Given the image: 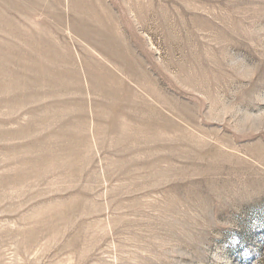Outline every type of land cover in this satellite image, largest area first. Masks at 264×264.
Listing matches in <instances>:
<instances>
[{
  "label": "rangeland",
  "instance_id": "obj_1",
  "mask_svg": "<svg viewBox=\"0 0 264 264\" xmlns=\"http://www.w3.org/2000/svg\"><path fill=\"white\" fill-rule=\"evenodd\" d=\"M0 264H264V0H0Z\"/></svg>",
  "mask_w": 264,
  "mask_h": 264
}]
</instances>
